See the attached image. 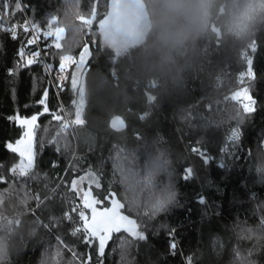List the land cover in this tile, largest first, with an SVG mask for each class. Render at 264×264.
I'll return each mask as SVG.
<instances>
[{
	"label": "trees",
	"instance_id": "1",
	"mask_svg": "<svg viewBox=\"0 0 264 264\" xmlns=\"http://www.w3.org/2000/svg\"><path fill=\"white\" fill-rule=\"evenodd\" d=\"M140 1L149 30L124 51L106 45L98 24L112 0H20L24 11L3 21L28 19L40 31L46 64L40 58L26 64L38 49L28 43L30 31L17 27L14 39L0 30V211L21 214L11 234L0 229V264H89L88 256L90 264H185V258L264 264V0ZM93 9L91 25L75 19L90 18ZM52 17L57 23L50 26ZM69 23L79 31L68 30L62 43L67 48L70 39L77 41L71 48L76 62L57 95L51 79L65 49L52 47L47 33ZM85 46L91 54L83 124L75 126L76 136L53 138L59 124L52 114L39 117L34 167L28 176H11L9 167L22 158L5 143L22 138L24 129L10 118L42 111L38 102L47 85L49 110L62 101L73 112L79 85L72 75ZM246 86L256 102L250 114L234 99ZM117 115L127 123L122 131L110 126ZM21 147L27 154L28 143ZM189 168L191 178L184 179ZM89 171L98 178L91 194L106 206L116 198L147 239L121 231L99 257L97 244L71 234L80 226L78 211H88L73 180ZM170 192L167 210L153 214ZM201 194L206 204L197 202ZM170 228L176 229L175 255L167 246Z\"/></svg>",
	"mask_w": 264,
	"mask_h": 264
},
{
	"label": "snow or ice",
	"instance_id": "2",
	"mask_svg": "<svg viewBox=\"0 0 264 264\" xmlns=\"http://www.w3.org/2000/svg\"><path fill=\"white\" fill-rule=\"evenodd\" d=\"M24 6L21 4L20 0H3V3H0V30L2 31H9L12 34V37L16 38L15 29L17 27H21L25 32L30 31L27 21H25L22 25L11 24L6 26L3 21H5L9 15L15 16L17 12H23ZM75 19L82 22L83 25H91L93 21L96 19V12L95 9L92 10V14L90 18L85 17L81 14H76ZM57 18L52 17L50 26L56 25ZM99 26L103 27L104 21L99 20ZM71 30L72 32L79 31V27L75 24L69 23L68 28L65 27H52V30L47 33L48 36L54 38V44L51 45L55 49H65L64 54L60 56V71L63 72L66 67L71 65L72 63L76 62V57L71 55V48L74 47L77 43L75 39H70L68 41L67 48L62 43L65 40L66 32ZM35 42V37L28 41L29 44H33ZM88 48L87 46H85ZM18 56L20 58H24V50L21 48L18 52ZM40 52L34 51L31 55L26 58V64L31 65L32 63H36L39 61ZM82 57H79V63H83ZM241 75V81H243V76ZM252 75V69L249 74ZM74 85V81H73ZM241 104L243 110L247 113H253L255 111V99L252 97L251 92L245 88L242 91H238L235 98ZM47 101V91L44 92L43 98L38 102L41 106H43L42 113H36L32 116H20L19 114L14 115L10 119L16 121L21 128L24 129L23 136L20 139L15 140L14 142L8 141L5 143L6 150L17 153L19 157H21V161L15 165L11 169V171L16 172L18 170L19 175L21 177H25L29 175V171L34 167V154L31 152V141L33 139L34 129L36 127V121L38 120L39 116L43 113H47L49 109L46 106ZM56 120H61V116L56 115L53 117ZM239 139V130H235L232 133V142L234 143L235 140ZM28 143V150L27 154L25 149L21 147V145H25ZM198 155H200V150L197 148L193 149ZM205 161H207L208 157L204 156ZM184 179L191 178V169H186L185 174L183 176ZM2 182V180H0ZM73 188L76 187V182H73ZM90 191V189H89ZM174 200V195L170 192L166 200H162L158 202L153 208V214L158 211H166V204L170 201ZM198 203L206 204V198L201 194L198 196ZM100 203V201H96L94 197L90 198L89 196L85 195L83 197V207L85 209H91V215H86L85 211H78V217L80 226L74 227L72 231V235H76L77 233H82L83 240L86 245L97 244V254L99 257L104 256L105 248L107 246V242L112 240L114 233H121L123 230L124 233H129L131 236H134L140 240H145L147 237L144 235L142 231H139V226L136 224L134 220L129 219L128 216L118 214L115 209L116 208H123L124 205L121 204L119 201L115 202L114 208L105 209L103 211H98V209L94 206L95 204ZM74 212H77V209H73ZM66 218L72 222L71 215L66 214ZM76 223V222H73ZM127 225V226H125ZM176 229L170 228L167 232L168 236V250L169 253L175 255L178 251L177 242H176ZM119 239V237H118ZM59 244L63 245V247L69 251L72 257L77 258V253L69 246L64 245L63 240L57 237ZM123 243V242H122ZM182 254V253H181ZM251 255V253H249ZM87 260L90 264L91 257L88 256ZM67 264H72L71 261H68ZM81 264L83 262L81 261ZM102 264V262H101ZM185 264H191V260L189 258H185Z\"/></svg>",
	"mask_w": 264,
	"mask_h": 264
},
{
	"label": "water",
	"instance_id": "3",
	"mask_svg": "<svg viewBox=\"0 0 264 264\" xmlns=\"http://www.w3.org/2000/svg\"><path fill=\"white\" fill-rule=\"evenodd\" d=\"M109 17H110L112 29H114V31L120 35L136 38L139 36L141 37L143 33H145L146 31L148 21H147V16H146L144 5L140 0H112L110 10H109ZM45 91H47V99H48L49 85L46 86L44 92ZM43 94L41 96V99L43 98ZM46 106L49 109L47 101H46ZM42 112L43 110L40 111L39 113H42ZM46 114L50 115L52 114V111L49 110L47 113H43L39 117L46 115ZM37 124H38V120L36 121V125ZM110 126L112 129L116 131H122L126 129L127 123L121 116L117 115L112 118L110 122ZM116 201L118 200L115 198L114 201L109 206L96 207V208L98 209V211H103L105 209L114 208ZM115 211L118 214L128 216L129 219L134 220L133 218H131L129 215L125 213L124 207L116 208ZM89 214L91 215V210ZM115 234L116 233L113 234V238ZM112 240L107 242L104 255L106 254Z\"/></svg>",
	"mask_w": 264,
	"mask_h": 264
},
{
	"label": "rangeland",
	"instance_id": "4",
	"mask_svg": "<svg viewBox=\"0 0 264 264\" xmlns=\"http://www.w3.org/2000/svg\"><path fill=\"white\" fill-rule=\"evenodd\" d=\"M110 4H111V2H110ZM146 16H147V13H146ZM102 20L104 21V25H103V27L100 26V28H101V32L103 35L104 42L106 43L107 46H110V47H112L118 51H124L127 48L132 47L134 44H137L140 41L144 40L146 37V33L149 30V26H148L146 28L145 33H143V35L141 37L139 36L136 38H132L130 36L120 35V34L116 33L114 31V29H112V25H111V21H110V17H109L108 12L103 17ZM53 42H55L54 39H53ZM90 54L91 53H90L89 48H84L82 53L80 54V57H82L84 62L78 63L77 68L73 70L72 80L74 81V85H80V82L82 81L83 76L85 74V71L87 69V60L90 58ZM88 56H89V58H88ZM68 70H70V65L68 67H66L63 72H61L60 70L58 72H56L54 77L52 78V80L54 81V83L56 85H58V86L60 85L59 87H61V84L65 81ZM245 88H247V86L239 89L238 91H242ZM238 91L234 94V96H236ZM81 124H83V123H81ZM72 135L76 136L75 129H74V134H72ZM74 181L76 182V187L74 189L77 191L78 196L80 199H82V201H83V197L85 195L91 197V191L92 190L89 186L98 185V178H97L96 174L92 171L86 172V173L76 177L73 180V182ZM86 184L88 185V187L85 186ZM82 188H83V190H82ZM89 189H90V191H89ZM95 207H98V206L95 205Z\"/></svg>",
	"mask_w": 264,
	"mask_h": 264
},
{
	"label": "built area",
	"instance_id": "5",
	"mask_svg": "<svg viewBox=\"0 0 264 264\" xmlns=\"http://www.w3.org/2000/svg\"><path fill=\"white\" fill-rule=\"evenodd\" d=\"M26 21L30 29V32L32 34V37H35V45L36 47H38L37 50L40 52L39 58L42 62L46 64L45 55L41 51L40 46H39L40 31L35 26H33L28 19ZM24 53H27V52L24 51ZM84 76L79 85L77 102H76L74 111L72 112L71 109L66 108L64 104L62 103V101H60L59 109L52 112V119L59 124L58 130L54 132L53 138L59 135L74 134L75 126L77 124H81L84 122V112H85V108L87 104L86 83H85ZM51 81H52L54 90L56 94L58 95L60 87L56 85L52 79ZM56 115L61 116L62 119L61 120L54 119L53 117ZM20 161L21 159L12 163L11 166L9 167V174L11 176L13 177L20 176L18 170L16 172L11 171V169L15 167V165L18 164ZM0 180H2L1 176H0ZM20 220H21L20 213H7L5 211H0V229H2L5 226L7 234H11L13 232L14 227L19 224Z\"/></svg>",
	"mask_w": 264,
	"mask_h": 264
},
{
	"label": "flooded vegetation",
	"instance_id": "6",
	"mask_svg": "<svg viewBox=\"0 0 264 264\" xmlns=\"http://www.w3.org/2000/svg\"><path fill=\"white\" fill-rule=\"evenodd\" d=\"M82 190H83V188H82ZM92 197H94L92 194H91V197L90 198H92ZM95 198V200L96 201H100V203H98V204H95V205H97L98 207H106V205H107V203L106 202H103L102 200H99V199H97L96 197H94ZM94 205V206H95ZM88 211H87V213H86V215H90L89 213H90V210L91 209H87Z\"/></svg>",
	"mask_w": 264,
	"mask_h": 264
},
{
	"label": "crops",
	"instance_id": "7",
	"mask_svg": "<svg viewBox=\"0 0 264 264\" xmlns=\"http://www.w3.org/2000/svg\"><path fill=\"white\" fill-rule=\"evenodd\" d=\"M88 58H89V56H88Z\"/></svg>",
	"mask_w": 264,
	"mask_h": 264
}]
</instances>
